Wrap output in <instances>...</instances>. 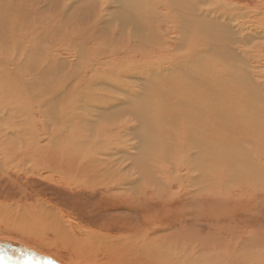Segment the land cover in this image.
Masks as SVG:
<instances>
[{
    "label": "bare ground",
    "instance_id": "1",
    "mask_svg": "<svg viewBox=\"0 0 264 264\" xmlns=\"http://www.w3.org/2000/svg\"><path fill=\"white\" fill-rule=\"evenodd\" d=\"M15 1L0 0V90L6 89L11 93L12 88L15 87L20 93L15 95L16 98L21 96V98H27V101H22L23 103L19 102L21 99L15 103L16 108L8 106L14 118L21 117L27 122V128L24 127V131L15 130V128L3 130L0 125V156L4 159L3 162L0 161V171L3 169L5 172L10 165L13 169L18 167L17 171L19 169V172H22L21 167L24 166V161L17 162L15 159L23 155L21 159L32 160V156H37L32 161L34 172L40 173L41 177L43 175L47 179L50 178L58 185H65L72 192L77 190L82 195L85 193L83 196L99 198L105 208L99 213L87 211L91 219L88 222L85 220L84 223V220L78 221L73 214L68 216L67 212L59 207L45 206L40 201L34 204H29L27 201L11 202L8 205L0 204V264L209 263L197 254L192 241L183 240L176 233L177 228L174 225L166 224L162 201L166 196L176 198L185 189L187 182L192 183L187 185L188 188H193L192 193L197 192L195 197L201 195L205 202H211L206 206L208 208H205L207 211L213 210L216 198V205L220 206L226 200H232L231 196L234 195L232 190L235 191L241 187L245 188L237 191L236 195L246 194L252 190H258L253 193H264L261 191V189L264 190V83L255 78L254 81L259 88L252 87L253 78L251 76L249 78V75H252L254 70L246 73V61L244 62L248 53H243L240 57L238 52L228 48L235 40L229 39L226 34L242 33L240 32L243 30L242 26L237 27L238 29L225 27L222 26L223 24L213 22L212 16V11L219 12L217 8L223 7L222 4L225 6L223 10L230 14L231 10H234L230 6L238 7L239 2L238 4L223 2L220 5L219 2L213 1L210 4L211 8L203 9L199 8V5L205 4L206 0H195L196 5L192 4L193 0H55L61 3L59 8L61 15L55 23L51 15H47L44 19L40 18V15H43L40 12L48 0H34L35 7L29 14L17 7L12 8L13 13L10 15L5 13ZM82 1H86L83 7H76L75 11L69 13L75 4ZM115 9L121 14L115 13ZM92 10H96L91 17L93 25L96 24L100 30H103L105 22H114L115 18L119 19L133 29V32L128 34L129 44L142 38L143 41L146 40V45L151 52L153 48L160 49L166 42L159 33L160 29H156L158 26L161 27L163 21L170 20L167 29L174 34L172 38H169L170 41L175 38L174 43L180 44L185 38L186 41L182 43V47H188L184 49L190 48L195 41L194 36L200 28H203L205 30L204 51H210L208 53L219 57L221 62L227 63L219 66L220 71L213 72L208 67L207 53L201 52V55L197 52V63H188L187 66L180 60L170 61L168 67H163L162 60H151L144 65L138 61L139 59L126 58L128 54H142L140 46L133 43L128 47L117 48L114 31L113 36L103 32V39H107L99 43L97 49L90 48L94 50L91 53L92 50L85 49V44L78 42L80 38L77 34L81 30L72 18L78 13L79 16L90 14ZM134 10H139L141 13L143 11L144 17L137 16ZM130 13L133 17L131 21H123L124 14ZM118 15L119 17H116ZM121 15L123 17H120ZM126 17L129 19L128 15ZM78 18L84 20L87 17ZM144 19H147V22L144 21L146 25L142 24ZM140 21L142 25H145L142 29L139 26ZM22 23L24 24L21 26ZM66 25H68L67 28H65ZM15 26L22 27L20 32L14 33ZM74 28L75 30L72 31ZM144 29L151 35L147 33V37L143 38L142 36L146 33ZM58 36L61 39L58 40ZM246 38L247 41L250 40ZM246 38H242V41L245 42ZM63 40H69V49L75 53L74 59L70 62L76 61L77 66L74 67L77 68L74 73L64 71L68 59L62 60L60 56V58L56 56L57 48L62 47V43L65 42ZM75 40L78 42L79 49L76 47ZM174 47L172 49L175 50L176 45ZM119 52L126 55L116 60L115 55ZM141 59L150 60L146 53ZM228 63L232 66L230 67ZM239 63L244 64L243 67H239ZM101 64L110 65L109 67H113L112 70L118 72L111 75L110 79L123 78L125 84L129 79L142 78L145 72L151 70L162 69L168 72L172 70L173 73L160 83H151L147 82L146 78L143 79L148 84L147 90H154L157 93L152 100L141 101V104H148V109H138L133 106L131 98V101L122 99L125 101L123 102L119 98L107 99L105 95H102L101 99H107L109 107L117 110L118 115L115 119L108 120L111 125L106 127L102 125L96 130L97 132L94 131V134H91L90 130L96 123L93 119L102 116L103 111L96 115L99 111L98 107L90 105L98 102L95 93L82 91L78 96V84L72 86L71 81L76 80L77 77L85 83L90 80L96 82L95 79L97 81L109 79L110 73L106 76L105 71L98 70ZM218 74L231 82L233 79L235 81L236 74H239L243 79L245 78L246 82H249L248 87L241 85L244 81L237 77L239 85L235 81L238 86L235 87L234 96V88L225 85L230 83L229 80L220 81V84L225 85L224 87L213 83L217 80ZM8 75L13 76L12 83L8 81L10 80ZM54 78H62V81L55 86ZM198 82L201 83L200 88ZM24 84L28 87L25 88ZM208 85L216 89H210ZM35 87L41 88V91L35 93ZM124 90L126 91V88ZM119 94L121 95L122 92ZM194 94H199L204 99V104L197 107L198 111L192 104L188 105L184 101L186 99L192 102ZM130 95L132 94L128 93L126 96L129 98ZM170 95L175 96V102ZM213 95L218 96L215 98ZM7 96L9 95L3 98ZM79 97L82 98L81 101ZM69 98H72L73 102L67 103ZM83 99L86 101L83 102ZM169 101L178 106H186L193 120L186 118ZM7 103L10 104V102ZM251 103H255V109L252 112ZM61 105L64 106L62 110L59 109ZM161 106L167 108L163 107L166 111L158 116L156 113L162 110ZM118 107H124V109L118 110ZM3 108L6 106L0 107V113L4 112ZM78 110L84 113L81 114ZM113 110L111 111L113 114L110 113L112 117L115 112ZM93 113L95 115L91 117L90 114ZM126 114L132 117L137 116L136 119L140 121L139 130H133L130 126L128 128L129 119L118 121ZM28 116L32 122H29ZM24 117L27 119L25 120ZM45 117L58 119V123L49 125L48 121H44ZM100 120L102 123L107 121L105 117ZM215 120L218 125L215 124ZM2 123L4 119L0 117V124ZM55 127H59L58 130ZM69 128L73 130L70 137L64 135L68 134ZM106 129L110 130L104 131ZM103 132L113 134L114 141L104 140L106 134ZM130 135L137 144L131 141L132 138H128ZM12 136L19 139L26 136V139L23 137L22 139L25 140L17 139L18 143L13 141L11 143ZM92 137L95 139H91ZM214 138L215 142H213ZM96 139L102 140V147L99 149L95 145H90L91 140ZM228 142L232 143L228 145ZM249 143H252V146ZM241 146L246 149L240 148ZM6 151L13 156H10L11 158L6 156ZM133 169L142 170V176L134 174ZM23 172L28 174L27 170ZM253 179L259 182L261 188L249 185L250 180ZM161 185L169 191L166 192L165 189L161 191ZM174 185L179 190L172 189ZM228 192L230 194H225ZM108 198L119 199L124 203L108 202ZM88 209L95 210L91 207ZM120 210L123 212L122 216L117 214ZM46 247L48 252H45ZM37 249L44 251L46 256Z\"/></svg>",
    "mask_w": 264,
    "mask_h": 264
},
{
    "label": "rangeland",
    "instance_id": "2",
    "mask_svg": "<svg viewBox=\"0 0 264 264\" xmlns=\"http://www.w3.org/2000/svg\"><path fill=\"white\" fill-rule=\"evenodd\" d=\"M213 1H216L217 3L219 2L220 5L223 2L236 3V4H238V2H239L238 7H237V5L236 6H230L232 9H234V10H231L230 14L226 13V10H223V7H225V6L222 4L221 6H223V7L217 8L219 12L212 11V14H213L212 16H213L214 21L213 20H210V21L216 22L219 25L223 24L222 26H225V27H236V28L239 27L240 28V26H242L243 30L242 31L239 30L242 33L237 32L235 35L234 34H226L229 39L235 40L233 44L228 46V48L231 50H234V52H238L240 57L243 53H245V54L248 53L244 58L245 59L244 62L246 61L245 62L246 73L249 70L250 71L254 70V73H252V75H249V73H248V75H249V78H250V76L253 78L252 87H256V88L258 87L259 88V86L256 85L254 79L256 78L260 82L264 83V80H263L264 79V4H263L264 0H206L204 2L205 4L199 5V8H203V9H205L206 7L211 8L210 4H212ZM35 2L36 1H34V0H16L13 5H10V8L5 13L10 15L13 13L12 8L17 7L18 9L22 10L24 13L29 14V12L31 10H33L32 8L35 7V5L33 4ZM85 3H86V1H82V2H79L78 4H75L71 8L72 10L71 9H70L71 11L69 10V13H72L73 11H75L76 7L77 8L83 7ZM31 4H32V6H31ZM192 4L196 5L197 1L193 0ZM60 6H61L60 2L55 1V0H48L47 2L44 3V6L40 12L43 15H40V18L44 19L45 17H47V15H51L54 17L55 23H57V21L60 17L59 15H61L60 11H59ZM96 10L90 11V14H87V15L80 14V16H79V13H78L73 17L74 19L72 18V20H75L77 22L78 27L81 30V32L77 34V37L80 38V40L78 42L85 44V46H86L85 49H87V50H92L90 48L97 49L99 46V43H102V41L107 39V38L103 39V34L108 33L109 35L113 36V31H114V33L116 35V36L114 35V38L116 40L117 48L119 46H120V48L123 46L124 47L130 46L131 43L129 44V42H128L129 41L128 34L133 32V29L130 26H127L126 24L121 22L119 19L115 18L114 22L109 21L110 24L108 22L107 23L105 22V24L103 25L104 26L103 30H100L96 26V24L93 25V21L91 19V17L93 16L92 14H94V12ZM134 11H136L135 14L137 16L142 15L141 17L142 18L144 17L143 11H142V13L139 10H134ZM238 11H239V13H238ZM57 13H59V14H57ZM115 13H117L116 9H115ZM117 14H121V12L120 13L118 12ZM219 14H221L223 16L220 17ZM69 15H71V14H69ZM122 15L120 17H123ZM127 15L129 17V19L126 17ZM127 15L124 14L125 18H123V21H126V20L131 21L130 19L133 18L131 13L127 14ZM81 16L87 17V18H85L84 20L78 18ZM155 16H156V13H155ZM242 16H244V17H242ZM247 16H249L250 19ZM116 17H119V15ZM220 18H222V19L220 20ZM41 19H39V20H41ZM107 19H109V18H107ZM260 19H261V21H260ZM142 21H143V23H142ZM142 21H140V24L142 23V24L146 25V23H144V21L147 22V19L146 20L144 19ZM153 21L155 22V17H153ZM169 21L168 22L163 21L160 28H159V26H158V28L155 26L156 29H160L161 32H159V33H161L162 37L166 39V42L164 44H162L160 49L153 48V52H151L149 49V46L146 45V40L143 41L142 38H138V39H136L137 42H133V43L134 44L137 43L138 47L140 46L139 49H142V50H140V51H142V54L141 53L140 54L135 53V54L126 55L125 53L119 52V53H117V55H115L116 60L122 59V57H125L124 55H126L127 56L126 58H129V59H135V60L139 59L138 61L141 63H144V65L149 63L151 60H155V61L156 60L157 61L162 60V61H164L163 67H168L170 61L173 62L175 60L177 62L180 60V61H183V64L187 66L188 63H191V64L197 63V61H198V57L196 56L197 52H200V54H201V52H205L208 55V67L213 72L220 71L219 66L221 64L225 63L226 61L221 62V59L219 57L213 56L211 53H208L210 51H208V52L204 51L205 48L203 47V43L205 41V34H204L205 30L203 28H200V31L197 33V35L194 36L195 41L192 45H190V48L184 49V48L188 47V46L182 47V43L183 42L185 43V41H186L185 38H184V40H181L180 44L178 42L174 43L175 38H173L172 41L169 40V38H172V36H174V34L170 33L167 29L168 26L170 25ZM229 21H231V22H229ZM235 21H236V23H235ZM24 23H22L21 26ZM142 24L139 25L141 29L145 26ZM258 25H260V26H258ZM67 26L68 25H66L65 28H67ZM21 29H22V27L17 28V26H15L13 31H14V33H18V32H20ZM245 29H246V31H245ZM74 30H75V28L72 31H74ZM144 32H146L145 29H144ZM147 33H149V32H146L145 34L143 33L145 36H142V37L146 38L148 35ZM240 34L241 35L243 34V35L241 36ZM155 35H157V34H155ZM246 37H248L250 40L247 41ZM242 38L243 39L246 38L245 42L242 41ZM57 39L58 40L61 39L60 36H58ZM63 41H65V42L62 43V47H58L56 52H55L56 56L57 57L60 56L62 60H63V58H64V60L68 59L67 60L68 64L66 63L67 66L65 65L66 70H64V71L66 73H74V71L77 68V67H74V66H77L76 61H74L72 63H70V62H71V60L74 59L75 53L73 51H71V49H69V44H68L69 40L68 41L63 40ZM89 41H90V43H89ZM78 42H76V40H75L76 47L79 49V46H77ZM140 42H141V44H140ZM133 43L131 45H133ZM253 44H255V45H253ZM174 45H176L175 50L172 49V48H175ZM245 47H247V49ZM250 47L253 50H251ZM255 47H257L258 49ZM181 49H183V50H181ZM93 51L94 50H92L91 53H93ZM144 53H146L148 55L150 60L141 59L142 55ZM250 53H251V55H250ZM68 56L70 57V59ZM156 58H158V59H156ZM184 60H185V62H184ZM228 64L230 67L232 66L231 63H228ZM239 65H240L239 67H241V66L243 67L244 64L239 63ZM109 66L107 64H101L98 67V70L106 72V76H108V74L110 73L108 76L109 79H106V80L102 79L99 81H97L95 79L96 82L90 80L88 83H85L84 81H80V79L77 77L78 75H76V77H77L76 80L73 79L71 81L72 86L78 84V86H77V88L79 90L78 96L81 95L82 91H84V92L87 91V93H95L98 102L97 103H91L90 105H94V106L98 107L99 111L96 113V115H99L100 112L103 111L102 116H99L98 118L93 119V120H96V123L94 124V128H91V130H90L91 134L92 133L94 134V131H96L97 129H100L102 125H104V127L111 125V124H109L108 120L109 121H110V119L113 120V119H115V116L118 115L116 113L117 110H115V109L113 110L112 108L109 107V101L107 99L116 97V98H119L121 100L123 99V100L127 101V99L130 100V98H131V100H133V106L137 107L138 109H140V108L141 109H143V108L148 109V104H141L142 103L141 101L142 100H150V99L152 100V98H154V96H156L157 93H155L156 91H154V90L148 91L147 90L148 84H146L145 81H143V79L146 78V81L151 82V83H160L161 80L169 77L173 73L172 70H170V69L169 70L171 71V73H170V71L168 72V70L163 71L162 69L160 71L159 70H154V71L151 70L149 72H145V75L142 78L127 80L128 81V83H126L128 85V87H127L123 78H120V80H119V78L115 79V80H113L112 78L110 79L111 75H115L118 72L116 70H112L113 67L111 68ZM253 66L255 68H253ZM142 67H144V66H142ZM142 67H140V69ZM73 68H75V69L73 70ZM110 69L112 71H109ZM85 74H89V73H85ZM163 74L164 75L166 74V75L164 76ZM8 77L10 78V80H8V81L10 83H12L11 79L13 76L8 75ZM237 77L242 78V80L244 81V82H241V85H244V86L248 85L249 82H246L245 78L243 79V77H241L239 74H236L235 81L238 83V85H239V80L237 79ZM221 80H229V79L221 78V74H218L217 80L213 81V83L216 85L219 84V86H221V87H224L225 85L233 87L234 88L233 94L235 96V87H237L238 85L236 84L234 79H233V82H231V80H229L230 83L225 84V85L220 84ZM2 81L4 82L5 80H2ZM61 81H62V78H57V79L54 78L55 86ZM54 83H53V85H54ZM24 85H25V88L28 87L27 84H24ZM200 85H201V83L198 84L199 88H200ZM42 86L48 88V86H46V85L45 86L42 85ZM123 86H126V87H123ZM208 86L210 89L214 88L212 85H208ZM119 87L121 89H119ZM123 88L124 89L126 88V91ZM106 89H109L110 91H107ZM214 89H216V88H214ZM39 91H41V88H37V87L34 88L35 93L39 92ZM116 91H118V93ZM114 92H116V93H114ZM119 92H122V94L120 95ZM128 93L132 94L129 96V98H128V96H126V95H128ZM0 94H1L0 104H2L1 106H6V108H7V109L3 108L4 112L0 113V117H3V119H4V123L0 124L1 127L3 128V130H11V129L15 128V130H23L24 131L25 130L24 127L27 128V122L23 121L21 117L14 118L12 115V112L8 109V106H9V108H16L15 103H17L20 99L21 100L19 102L23 103L22 101H24V102L27 101V98H21L22 96L20 98H16L15 95L20 94V93H18L16 91L15 87L12 88L11 93H9L8 90L6 91V89L5 90L1 89ZM212 94H213V92H212ZM242 94H243V92H242ZM6 95H9V96H7V98H3ZM102 95H105L107 97V99H101ZM213 96L216 98L218 95H213ZM14 97L18 100H16ZM170 97L172 98V100L174 102L176 101V98L174 95H170ZM12 98H14L13 101H12ZM202 98L199 94H194L193 98H192V102L186 101V99L184 101L187 102L188 105L192 104L193 107L197 110V107H199V105L204 104V99H202ZM81 100H82V98L79 97V101H81ZM84 101H86V100L83 99V102ZM100 101H103V102H100ZM125 101H123V102H125ZM7 102H10V104ZM66 102L67 103L73 102V99L69 98ZM169 102L171 103L172 106L177 107L179 109V111L181 113H183V115L186 118L189 117L190 119L193 120L192 115L190 114L188 109L185 108L186 106H184V105L178 106L176 103H172L171 101H169ZM256 102H258V101L256 100ZM243 103H245V101ZM157 104L159 105V103H157ZM214 104L216 106L215 100H214ZM162 105H163V103H162ZM63 107L64 106L61 105L59 107V109L62 110ZM163 107L162 106L160 107V109H162L161 110L162 112L160 111V112L156 113L158 116L161 113L166 111V110H164L165 107L164 108ZM250 108H251V112H252L255 109V103H251ZM111 109L113 110V112L115 111L114 115H113L114 117H112V115H111V114H113V113H111V111H112ZM117 109L122 110V109H124V107H118ZM5 110H7V111H5ZM65 110L66 109H64V111ZM108 110H110V112ZM52 111H53V108H52ZM78 112L81 114L84 113L82 110H78ZM4 115H5V117H4ZM90 115H91V117H93L95 114L93 113ZM104 117H105V120H107V121L103 122V123L100 122L101 121L100 119H102ZM24 118H25V120L27 119V117H24ZM136 118H137V116L132 117V115L126 114L123 118H119L118 121H121V120L127 121L129 119L130 123L128 125V128L130 126L133 128V130L134 129L139 130V128H140L139 122L140 121L138 122V120ZM44 121H48L49 125H56L58 123V119H55V118H49L48 119L47 117H45ZM29 122H32L31 118L29 119ZM21 124H22V126H21ZM215 124L218 125L216 120H215ZM131 125H135V126H131ZM38 127H41V125H38ZM58 128L59 127H55L56 130H58ZM209 129H211V127ZM107 130H110V129H106L104 131H107ZM72 131H73L72 128H69L68 134L67 133L66 134L63 133V134L70 137V136H72ZM139 132H141V131H139ZM73 134H75V132ZM103 134H106V138H104V140H107V141L113 140L114 141V135L113 134L105 133V132H103ZM76 135H78V134H76ZM131 136L132 135L128 136V138L129 139L132 138ZM23 137H25V139H26V136H22L20 139L17 138L16 136H12V138L10 139V142L15 143L18 140L23 141V140H25V139H22ZM73 137H75V136H73ZM91 139H95V138L92 137ZM131 141L133 143L137 144V141L133 140V138ZM101 142H102V140H99V139L91 140V143H93V144L90 143V145L91 146L95 145L99 149V147H102ZM213 142H215V138H214ZM230 143H232V142H230ZM230 143L228 142V145H230ZM224 144H226V143H224ZM249 145L252 146V143H249ZM17 146H19V145H17ZM240 148L246 149L243 146H241ZM130 152L132 153V151H130ZM123 153H125V152L123 151ZM231 154L232 155H238V154H233V153H231ZM5 155L8 157L13 156L12 153H10V155H9V153L7 151H6ZM22 157H23V155L18 156L15 160L17 162H20V161L22 162V160L24 161L23 162L24 166H22L23 168L21 167V171L23 172V170H27L28 174H25L24 172L23 173L19 172L20 171L19 169L17 171L18 167L13 169L10 165L8 166V169L5 172H3L4 171L3 169L0 171V204L8 205L11 202H25V201H27V203H29V204H34V203H36V201H40V202H43L45 206L51 205L50 207H52V206L54 208L59 207L60 209L67 212L68 216L73 214L78 219V221L80 220L82 222L84 220L83 221L84 223H85V220H86V222H88V220L91 219V216L89 215L88 212H90V213H94V212L97 213L98 212L99 213V212H101V210H103L105 208V206L100 203L99 198L96 197L95 199H92L91 196H83L85 193L82 195V193H80L77 190H74L73 191L74 193H73L65 185H62V184L58 185L56 182L51 181L50 178L47 179V178H45V176L43 177V175L41 177L39 175L40 173L38 174L37 172H34L32 161L34 159H36L37 156H32V160L31 159L26 160L25 158L21 159ZM0 161H2V162L4 161V159L1 158V156H0ZM132 172L134 174H139L140 176H142V173H143L142 170H139V169L138 170L133 169ZM138 172H140V173H138ZM161 177L164 178L163 176H161ZM250 181H251L250 184L249 183H246V184H249L250 186H254L256 188H261V186L257 180L253 179ZM185 184H186L184 187L185 189L182 192H180L176 198H171L170 196H166L163 199L162 202H163L164 208H165V209H163V211H164L163 214L165 215L164 221L166 222V224L168 223L170 225H174L177 228L175 230L176 233H178L179 236L182 237L183 240L193 242L194 246L196 247L197 254L199 256L201 255L200 257H203L207 262H209V263H205V264H264V193L263 192L253 193L254 191H258V190H252L246 194L241 193L239 195H236V193L238 194L237 191L245 188V187H241L238 190H235V191L232 190V192L234 194L231 196L232 200L231 199L226 200L224 202V204H221L219 206V205H216L217 204V198H216L214 200L215 203H213V210L207 211L205 208H208L206 206H208L211 202L210 203L205 202L204 199L201 198V195L198 197H195L197 192L192 193L193 188L187 187V185H192V183L188 184V182H187ZM214 184L216 185V183H214ZM164 189L166 190V192L169 191L168 188L166 189V187L164 185H161L160 190L165 191ZM172 189H175V191L179 190V188H177L175 185L172 186ZM202 191H204V190H202ZM261 191H264V190L261 189ZM78 193H80V194H78ZM75 194L76 195L78 194V195L76 196ZM225 194H230V193L228 192ZM107 201L108 202H117L120 204L124 203L123 201H121L119 199H111V198H108ZM41 204L42 203H40V205ZM88 207L94 208L95 210H89ZM83 212L85 214H83ZM120 212H121V210L117 214H121V216H122L123 212H121V213ZM77 214L80 215V218H78ZM70 218L73 219L71 216H70ZM132 221H136V220H132ZM114 234H117V233H114ZM37 250H38V252H40L41 254L46 256V253H44V251H42L40 249H37ZM45 252H48L47 247L45 249ZM47 256H50V255H47ZM64 257H66V256H64ZM206 258H209L210 260L208 261ZM59 259L62 260L61 258H59ZM61 264H63V263H61Z\"/></svg>",
    "mask_w": 264,
    "mask_h": 264
}]
</instances>
